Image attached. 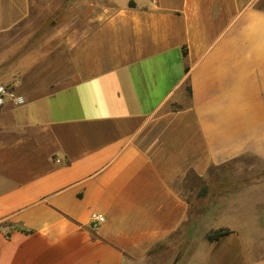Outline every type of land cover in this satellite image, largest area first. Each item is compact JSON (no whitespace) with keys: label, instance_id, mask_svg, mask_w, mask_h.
Here are the masks:
<instances>
[{"label":"crops","instance_id":"crops-1","mask_svg":"<svg viewBox=\"0 0 264 264\" xmlns=\"http://www.w3.org/2000/svg\"><path fill=\"white\" fill-rule=\"evenodd\" d=\"M69 5L0 0V264H264L260 167L170 246L190 172L264 162V0Z\"/></svg>","mask_w":264,"mask_h":264},{"label":"rangeland","instance_id":"rangeland-1","mask_svg":"<svg viewBox=\"0 0 264 264\" xmlns=\"http://www.w3.org/2000/svg\"><path fill=\"white\" fill-rule=\"evenodd\" d=\"M62 1L63 3L65 1L69 2V6H73L80 0ZM67 16V14L61 13L53 14L49 17L48 21L54 26L63 21ZM40 31H38L39 34L42 33ZM249 167H260V172L255 175L257 177L264 176V162L253 157L242 156L220 166L212 167L207 177L201 178L192 174H189L186 177L182 192L184 197L190 203V213L187 221L184 222L180 229L181 235L183 234L182 237L176 238V240L170 245L173 246L171 248L172 251H177L178 248L188 246V241L194 239L195 233L202 228L200 225L201 216L212 203L217 201V198L224 191H227V188L230 185H238L253 176L244 173Z\"/></svg>","mask_w":264,"mask_h":264},{"label":"built area","instance_id":"built-area-1","mask_svg":"<svg viewBox=\"0 0 264 264\" xmlns=\"http://www.w3.org/2000/svg\"><path fill=\"white\" fill-rule=\"evenodd\" d=\"M7 102L13 105H20L24 102V97L21 94H17L10 85H0V106ZM90 220L96 225L104 221V215L91 212Z\"/></svg>","mask_w":264,"mask_h":264},{"label":"trees","instance_id":"trees-1","mask_svg":"<svg viewBox=\"0 0 264 264\" xmlns=\"http://www.w3.org/2000/svg\"><path fill=\"white\" fill-rule=\"evenodd\" d=\"M131 4L132 3H130V5ZM187 89H188V92L190 94V88L188 87ZM189 174L195 175L193 172H190ZM229 232H230V229L228 227H218V228L211 229V230L207 231L204 234V238L207 241H214V240L218 239L219 237H221V236H223V235H225V234H227Z\"/></svg>","mask_w":264,"mask_h":264}]
</instances>
